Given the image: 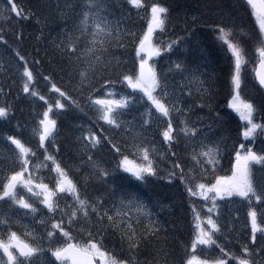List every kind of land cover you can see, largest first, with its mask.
<instances>
[{
  "label": "snow or ice",
  "instance_id": "1",
  "mask_svg": "<svg viewBox=\"0 0 264 264\" xmlns=\"http://www.w3.org/2000/svg\"><path fill=\"white\" fill-rule=\"evenodd\" d=\"M127 3L136 8L143 6L142 0H127ZM246 3L259 29L252 39L259 58L256 78L259 86L264 89V0H246ZM84 8L86 10L80 14L81 18L75 28L72 31L65 29L59 43L55 45L65 61L60 71L66 72L75 92L81 96L87 93L85 106L94 110L97 121H103L117 130L123 129L128 134L125 136L123 148L121 142L114 141L113 137L98 135L93 131L84 132L78 138L82 150L87 154L90 168L84 184L94 180L107 186L118 172L128 174L142 183H148L152 178L166 179L169 183L178 179L190 200L199 198L203 201L202 209H206H197L195 203L191 205L195 234L190 251L195 252L198 246L208 249H213L214 246L219 249V255L215 257L187 255L180 264H264V243L257 247L258 239L264 241V149L258 152L249 146L264 133V118L257 121L256 103L241 94V69L246 62V51L241 43L233 39V30L222 22L214 25L218 38L226 46L233 62L228 107L244 122L239 135L248 143H240L235 149L230 176L214 175L221 155L219 144H205L200 141L197 146L196 139L201 135V129L189 119L192 106H178L175 87L153 61L154 57H160L161 53L171 50L176 43L170 41L165 46L154 40L157 31L165 30L168 8L160 3H153L142 35L129 33L133 37L135 48L134 66L130 70L124 68L126 61L109 51L112 47L124 49L126 44L121 38L120 29H113L111 23L102 15L105 9L104 0H86ZM5 11L7 15H4ZM12 14L23 19L29 18L15 0H7L5 9H0V18L10 19ZM89 36L91 39H88ZM22 38V33L17 35V39ZM81 40L85 41L83 48L80 47ZM0 42L5 45L8 43L2 34ZM13 51L23 62V93L38 98L46 105L38 119V127L33 129L38 135V147L42 150L43 161L33 164L34 159L39 161V153L17 136H7V141L14 148H7L8 155L0 159V205H6L9 212L23 209L36 214L38 208L31 202L35 200L47 209L49 215L42 217L38 223L44 225L50 244L57 233L64 240L61 246L48 249L54 258L51 264H141V249H148L149 245L154 256L148 264H170L171 253L165 246H157L158 242L166 239L161 236L162 225L152 218V212L137 196L121 195L118 203H113L111 207L105 206L103 196L96 199L83 196L79 182L62 166L55 154L49 152L47 142L55 135L57 128V120L53 118L54 110L63 112L68 107L65 101H69L76 108L81 107L80 103L68 91L58 86L49 74L44 75L43 80L50 84L49 91L56 94L55 102H51L33 87L36 77L26 58L18 50ZM35 63L39 64L40 61L36 60ZM173 68L181 72L188 70L180 62H175ZM196 72L197 69L191 70L187 95L191 96L192 89L195 88L203 98L209 89L203 87L204 81ZM117 83L125 85L131 92L120 95L119 99L114 98L118 94L112 89ZM0 91L3 89L0 88ZM137 93L142 94V101L146 98L147 118L143 125L151 126L154 114L163 124L158 134L162 137V143L167 145L165 152H161L157 143L143 131H135L130 126V121L121 119L124 111L135 102ZM205 106L203 103L199 105L201 108ZM10 109L11 105L0 106V118L7 117ZM259 110L264 112V99L260 102ZM177 117L178 123L175 122ZM207 127L211 129V125ZM181 140L185 141L186 148H190L186 154L190 161L187 167L172 150ZM105 144L120 157L115 168L104 167L93 159L92 153ZM130 154L133 159H130ZM158 155L167 163L166 168L160 167L156 159ZM253 165L260 166L258 173L254 171ZM41 169H46L49 175H41ZM208 176L213 178L205 182ZM22 190L31 194V200L21 194ZM109 196H116L115 189L109 190ZM233 197L247 202V219L251 229L250 237L238 241V251L235 248L229 250L225 243L218 242L221 235H224L227 243L232 242L225 235L220 223L219 201ZM9 219L6 214L0 216V229H7V239L4 238L5 233L0 231V264H33L44 254V249L39 244L27 242L16 231H12ZM33 219L35 220V215ZM73 228H78L86 239H77L73 235ZM258 233L261 234L259 237ZM26 235L30 236L32 232L28 231ZM109 235L119 236L121 251L126 250L128 253L126 257L117 258L108 250L106 241Z\"/></svg>",
  "mask_w": 264,
  "mask_h": 264
},
{
  "label": "trees",
  "instance_id": "2",
  "mask_svg": "<svg viewBox=\"0 0 264 264\" xmlns=\"http://www.w3.org/2000/svg\"><path fill=\"white\" fill-rule=\"evenodd\" d=\"M15 2L23 10L24 15L29 18H19L15 14H12V17L7 20L0 18V34L4 35L8 42L7 45L0 42V88L3 89L0 91V106L11 105L9 115L0 118V159L8 155L7 148H14L6 139L9 135H15L22 139L39 153V157L43 158L42 150L38 147V135L34 133L33 129L38 127V119L46 105L38 98L23 93L21 79L23 62L16 57L15 51H13L18 50L26 58L36 77L33 87L54 103L56 94L49 91L50 84L43 80L44 75L51 74L58 86L68 91L81 106L76 108L69 101H65L68 107L63 112L54 110L53 118L57 120V128L55 135L47 142L49 152L55 154L62 166L68 169L73 178L79 182L83 196L90 199L103 196L106 207L118 203L121 195L137 196L152 212V218L158 220L162 225L161 236L166 239L158 242L157 246L163 245L171 253L170 264H180L187 255L192 254L190 246L195 233L191 205L195 201L190 200L178 179L169 183L166 179L152 178L148 183H142L128 174L118 172L107 186L103 182L94 180L87 185L84 184V178L90 168L87 164V154L82 150L78 138L84 132L93 131L98 135L113 137L114 141L121 142L123 148L125 136L128 135L123 129L107 127L97 120L92 122L94 110L85 106L87 93L81 96L75 92L66 72L60 71L65 61L62 60L55 45L59 43L65 29L72 31L75 28L81 18L80 14L86 10L84 8L86 0H15ZM142 2L143 6L136 8L128 4L127 0H104L105 9L102 15L111 23L113 29H120L121 38L126 44L124 49L112 47L109 51L126 61L124 64L126 70L132 69L135 48L133 37L129 33H135L137 36L142 35L150 18V8L153 3H160L168 8L165 30L157 31L154 34V40L157 44L165 42L168 44L170 41H176V43L171 50L162 54L163 56L156 61L155 65L160 72L166 74L168 81L174 85L178 106L185 108L188 105L192 106V111L188 114L189 119L198 129H201V135L196 139L197 146L200 141L205 144H219L221 155L214 175H229L235 158V149L239 146L241 123L232 109L228 107V101L231 98L230 77L233 64L231 54L227 52L226 46L218 38L214 25L222 22L231 28L233 39L241 43L246 51L245 63L249 68L244 64L241 69V94L244 98L256 103L258 109L256 119L260 121L264 118V112L259 110L264 93L257 87L252 77L257 57L252 38L259 31L255 18L242 0H142ZM6 3L7 0H0V9H5ZM61 12L64 14L61 15ZM4 15H7L6 11ZM20 33L23 38L17 39V35ZM88 39L91 37L89 36ZM84 46L85 41L81 40L80 47ZM181 48L184 50L180 51ZM36 60H39L40 63L36 64ZM161 61L172 65L175 62L183 63L188 69L184 71L187 73L175 70L172 65L167 68V65ZM192 69H197L196 74L200 75V79L204 81L203 87L209 89L203 98L195 91V88L192 89L191 96L187 95L189 89L186 76L191 73ZM177 79L184 82L179 85L176 83ZM115 90L125 92L124 90L129 89L125 85L117 83L112 91L115 92ZM140 97L141 95L137 93L135 102L130 105L128 110L124 111V118L121 117V119L126 118L127 122L132 123L135 131H143L157 143L161 152H165L167 145L162 143V137L158 134L160 128L163 127L161 120L157 119L158 122L152 123L151 126H144V115L134 117V110L142 112L144 106H147ZM202 103L206 105L203 108L199 107ZM153 111L155 113V110ZM178 120L179 117L175 122L178 123ZM208 125H211L210 130ZM261 138L260 135L258 140ZM258 140L257 142H259ZM256 145L258 143L253 144L252 147L254 148ZM109 149L110 146L105 144L92 154L94 161L112 169L115 168L120 157ZM172 150L187 167L190 161L186 154L190 148L185 147V141L181 140ZM254 150L257 151L258 147ZM133 158L130 154V159ZM156 159L161 168L167 167V163L161 160L159 155ZM6 167H10V165H6ZM253 169L258 173L260 166L255 165ZM44 173L43 175H49L47 170ZM163 174L162 172L161 175ZM212 178V176H208L205 182ZM257 178L259 179V175ZM110 189H115V197L109 196ZM46 211L39 212L35 215V219L40 220L42 217L48 216ZM56 218L59 219V217ZM25 219L23 217L20 221H25ZM31 219L34 220L33 217ZM50 223L51 221H49ZM0 231H3L4 238H7V229H0ZM14 231L17 232L15 229ZM37 231L40 234L38 239L42 240L39 245L44 249V254L50 253L48 251L50 247L61 246L64 243L63 238L57 233L56 242L54 243L53 239L50 244L45 227L40 223L37 226ZM72 232L77 239H86V237H82L78 228H73ZM261 243L264 241L258 239L257 247ZM106 247L117 258H124L128 255L126 250L121 251L119 236L109 235ZM153 256L154 253L149 245L148 249H141L139 260L141 264H148L152 261Z\"/></svg>",
  "mask_w": 264,
  "mask_h": 264
},
{
  "label": "rangeland",
  "instance_id": "3",
  "mask_svg": "<svg viewBox=\"0 0 264 264\" xmlns=\"http://www.w3.org/2000/svg\"><path fill=\"white\" fill-rule=\"evenodd\" d=\"M190 17V16H189ZM164 45L166 46L167 45V43L165 42L164 43ZM180 51H182V50H184L183 48H181V49H179ZM163 53H165V52H163ZM163 53H161V56L160 57H162L163 55ZM160 57H154L153 58V61L156 63V61L160 58ZM178 58V57H177ZM185 58V57H184ZM166 61V60H165ZM162 62V61H161ZM256 62H257V58H256ZM255 62V63H256ZM163 64H165V65H167V68H169V66L170 65H172V64H170V63H165V62H162ZM244 66V65H243ZM242 66V67H243ZM245 66L246 67H248L247 65H246V63H245ZM172 67H173V65H172ZM249 68V67H248ZM183 73H187V72H183ZM185 75V74H184ZM199 76V78H200V75H198ZM252 76H253V72H252ZM186 78L189 80L190 78H191V73L189 74V75H187L186 76ZM182 82H184L183 80H180V79H177V81H176V83L177 84H179V85H181V83ZM170 83V82H169ZM171 84V83H170ZM171 85H173V84H171ZM174 86V85H173ZM125 92H121V91H118V90H115V93H117L118 95H116L114 98H116V99H119V96L120 95H123L124 93L125 94H128L129 92H131V90L129 89V90H127L128 91V93H127V91L126 90H124ZM140 94V93H139ZM140 95H142V94H140ZM144 102H146V98H145V100H144ZM154 110V109H153ZM233 111V110H232ZM134 117L136 118V117H140V115L142 114V115H144L145 116V119L147 118V106L145 105L144 106V109H143V111L142 112H138V111H136V110H134ZM153 113H154V111H153ZM233 113L238 117V119H239V121H240V123H241V127H242V125H243V121H241L240 120V118H239V115L236 113V112H234L233 111ZM122 118H124L123 117V115L121 116ZM93 120H92V122H95L96 121V116H95V112H93ZM158 118H157V116L154 114V116H153V120H152V123H156V122H158V120H157ZM123 121H125V122H127L128 120H126V118L125 119H122ZM160 120V119H159ZM144 121V120H143ZM151 123V124H152ZM126 126H128V125H126ZM131 127H132V123H131V125H130ZM240 127V128H241ZM133 129H134V127H132ZM261 136H262V138H261V140H258V138L257 139H255L252 143H251V145H249V146H253V144H255V143H258V145H256L254 148H256V147H258V152L262 149V146H264V143H262V141H264V133H262L261 134ZM257 140L259 141V142H257ZM238 143L240 144V143H248L247 141H245L244 140V138L242 137V136H240L239 135V138H238ZM239 147V146H238ZM237 147V148H238ZM264 148V147H263ZM43 161V158L42 157H39V161H37V160H33V164H35V163H37V162H42ZM46 169H41V175H43L44 174V171H45ZM232 174V170H231V172L229 173V176ZM21 194H23V195H30L31 196V194L30 193H26L25 191H21ZM233 198H236L237 200L236 201H238V202H240V205L239 204H235L234 206H231V207H229L230 209H233V213L232 214H234V213H237V212H242V211H244V210H246V207L245 206H247L248 204H245V203H243L242 202V200H241V198H239V197H233ZM192 200H194L195 201V203H196V206H197V209H202V205H203V201H201V200H199V198H191ZM230 199H232V198H226V200H224V201H219V205H220V212H222L223 211V209H224V207L226 206V204H228L229 202H231V200ZM31 202H33V203H35V205H39V206H41L42 208H43V205H40L39 204V202L38 201H34V200H31ZM242 205V206H241ZM229 208H228V210H229ZM20 210V212H21V214H23V216H26L27 217V221H22V223L19 225V226H21L22 227V231H21V233L20 234H24L25 235V237H27V238H29L30 239V241L32 242V244L33 245H36L37 243H39V242H42V240L41 239H37V237L40 235L39 234V232L37 231V226H38V221H34V220H32L31 219V217H33L34 216V214H32V213H28L27 212V210H23V209H19ZM203 211H206V209H202ZM7 211V213L6 214H8L9 213V211L8 210H6ZM27 213V214H26ZM232 214H228V219L230 218V216L232 215ZM194 218V217H193ZM223 219L224 220H226L227 219V216H224L223 217ZM19 221H14L13 223H14V226H16L17 225V223H18ZM231 225V223H229L227 226H230ZM49 226V228H50V224L48 225ZM28 231H30V232H32V235H26V232H28ZM42 236V235H41ZM57 236V235H56ZM27 241V240H26ZM27 242H29V241H27ZM31 242H29V243H31ZM202 248H203V246H198L197 247V249H196V251L195 252H192V254L191 255H201L200 253H197V252H199V251H202ZM234 248V245H232V243H231V248H230V250H232ZM210 250H212V253L211 254H209V252H211ZM205 251H206V254H205V256H202L201 258H207V257H215V256H217V255H219V249H216V248H214V246H213V249H208V248H206L205 249ZM215 254V255H214Z\"/></svg>",
  "mask_w": 264,
  "mask_h": 264
},
{
  "label": "water",
  "instance_id": "4",
  "mask_svg": "<svg viewBox=\"0 0 264 264\" xmlns=\"http://www.w3.org/2000/svg\"><path fill=\"white\" fill-rule=\"evenodd\" d=\"M245 2H246V0H245ZM246 4H247V3H246ZM258 64H259V63H258ZM257 66H258V65H257ZM256 70H257V67H256ZM262 71H264V70H262ZM255 80H256L257 85L259 86L258 80H257V78H256V71H255ZM259 88H260L261 90L264 91V89H262L260 86H259Z\"/></svg>",
  "mask_w": 264,
  "mask_h": 264
}]
</instances>
